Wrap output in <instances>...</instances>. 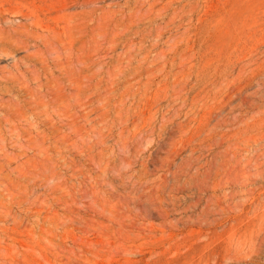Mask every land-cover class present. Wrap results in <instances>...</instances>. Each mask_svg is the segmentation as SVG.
Listing matches in <instances>:
<instances>
[{"label": "rangeland", "instance_id": "obj_1", "mask_svg": "<svg viewBox=\"0 0 264 264\" xmlns=\"http://www.w3.org/2000/svg\"><path fill=\"white\" fill-rule=\"evenodd\" d=\"M0 264H264V0H0Z\"/></svg>", "mask_w": 264, "mask_h": 264}, {"label": "bare ground", "instance_id": "obj_2", "mask_svg": "<svg viewBox=\"0 0 264 264\" xmlns=\"http://www.w3.org/2000/svg\"><path fill=\"white\" fill-rule=\"evenodd\" d=\"M35 21V20H34ZM33 23V22H32ZM33 25H36V22H35V24H33ZM26 28H28V27H26ZM28 30L26 29V32H27ZM25 32V31H24ZM29 32V31H28ZM24 34H26V33H24ZM33 35L31 34V37H32Z\"/></svg>", "mask_w": 264, "mask_h": 264}]
</instances>
